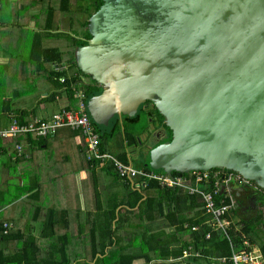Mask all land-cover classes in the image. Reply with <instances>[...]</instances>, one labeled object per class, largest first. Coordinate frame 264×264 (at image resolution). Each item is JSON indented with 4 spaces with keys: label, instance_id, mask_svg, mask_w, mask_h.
Instances as JSON below:
<instances>
[{
    "label": "crops",
    "instance_id": "obj_1",
    "mask_svg": "<svg viewBox=\"0 0 264 264\" xmlns=\"http://www.w3.org/2000/svg\"><path fill=\"white\" fill-rule=\"evenodd\" d=\"M4 7L9 9L5 10ZM81 8L78 4L75 8L71 4L64 9L61 0H0L1 128L6 127L14 118L20 123H27L34 118H49L61 110L80 111V103H84L82 85L89 82L70 59L76 51L75 42L82 40L85 33L83 18L86 11L80 21L79 12H83ZM20 30L25 31V40L27 32H31L29 42H23ZM22 50L24 54L20 53ZM46 50H55L60 54V60H52L56 54H46ZM64 77H75L71 87L76 91L72 97L64 80L61 81ZM74 98H79L78 104H75ZM119 122H122V118ZM94 128L98 134V130H101L109 134V137H116L112 151L104 141V152L116 158L125 153L128 160L125 164L135 168L142 167L139 164L143 161L134 166L130 153L125 150L130 145L121 141L123 130L115 129L113 123L103 129L96 126ZM151 129L153 128L146 126L135 145H131L136 151L140 150L141 154L145 152L144 147L148 146L146 148L150 149L158 141L155 138L153 144L148 143V132ZM16 143L22 145V155L19 158L12 157ZM86 145L84 135L69 127L58 128L53 135L47 137L22 133L14 138L1 139L0 211L5 214L2 217L0 215V221L13 225L15 233L21 231L34 235L37 238L39 257L48 255L50 243L67 240L66 256L70 264H117L122 255L134 258L130 264H169L171 259H162L159 255L161 250L158 249L160 240L177 228L176 224L168 223L166 210L162 213L160 200H163L164 206L165 201H168L167 197L156 187L146 189L149 179L136 177L132 182H126L119 178L113 167L108 166L111 164H91L86 159ZM16 187L22 191L15 193L14 196L19 197L11 200L10 195ZM159 188L192 195L185 188L162 185ZM134 190H141L139 192L143 195L136 204L131 200ZM229 190L234 200L232 209H238L241 217L248 218L255 214H262L264 217V205L248 196L256 188L248 184H234ZM239 194L243 196L239 197ZM196 195V204L187 200L185 205L178 207L188 218L197 217V210H202L201 197ZM150 197L157 198L150 209L154 213H160L153 214L150 211L146 217L142 206L143 209L147 208L144 201ZM42 198H46V205L37 203ZM245 201L248 204H244ZM258 205L263 210L258 209ZM14 206L17 207L12 208ZM37 208H40L39 213H36ZM49 210H55L54 215L58 220L57 232L50 240L40 236L42 223ZM112 210H115L111 226L115 231L113 242L112 237L109 238L108 226L101 223ZM65 216L67 225L63 220ZM185 227H189L188 223L176 232V243L189 237L190 231L184 230ZM196 228L197 225L193 229L190 227L193 231ZM22 240L4 241L0 237V248H5L7 252L15 251L21 247ZM174 244L175 242L170 243L168 248H172ZM251 250L258 252L256 247ZM193 251L196 254L192 256L199 255L198 250ZM234 252L231 247V253ZM217 259L222 261L221 257ZM260 262L264 264L263 257Z\"/></svg>",
    "mask_w": 264,
    "mask_h": 264
},
{
    "label": "water",
    "instance_id": "obj_2",
    "mask_svg": "<svg viewBox=\"0 0 264 264\" xmlns=\"http://www.w3.org/2000/svg\"><path fill=\"white\" fill-rule=\"evenodd\" d=\"M87 30L74 59L102 89L95 123L149 101L171 131L151 169H225L264 191V0H102Z\"/></svg>",
    "mask_w": 264,
    "mask_h": 264
},
{
    "label": "trees",
    "instance_id": "obj_3",
    "mask_svg": "<svg viewBox=\"0 0 264 264\" xmlns=\"http://www.w3.org/2000/svg\"><path fill=\"white\" fill-rule=\"evenodd\" d=\"M61 1L63 2L64 9L66 7L71 6V0H61ZM75 1L77 2L78 5H80V7H82V3L85 2L86 5L89 6V9H87V11L90 9H93V12L96 11L98 7L100 6V4L102 3V0H96V2L92 0H75ZM87 21L88 20H86L84 23L85 33H84L83 39L76 41L75 42L76 46L85 45L87 39L91 37L86 28ZM51 52H54L56 54V57L51 58L52 60H55V59L60 60V54L57 53L55 50L45 51L46 54H49ZM70 60L71 61L73 60V64L76 66L74 57H72ZM74 80H75V77L70 78V79H67L66 77H64V83L68 87L71 97L76 91L74 90V87L73 88L71 87L72 82ZM82 90L84 93L83 100L85 104V109H86V103L88 99L94 95L99 94L102 91L101 88L97 87L96 85H92V84L82 85ZM148 103H151V102L148 101ZM151 105L153 109L155 110V112L160 117L159 122L165 128L164 137H162L155 144H153L152 147H154L163 141L170 140L171 131L163 123V116L159 114L158 110L153 106L152 103ZM140 110L142 113L146 115V117L150 115L149 113H146L144 109L140 108ZM140 117L141 115L138 113V110H137L132 116H122L121 123L119 122V118L116 115H114L111 118L113 120L115 118L113 122L115 129H118L121 131L122 130L121 125L123 126V131L121 132H122L124 141L128 145H135L136 140L139 137V134L146 127L145 125L141 129V131L138 132V130L132 126L140 119ZM90 119L92 123L95 125V122L92 120L91 117ZM98 131H99V134H98L99 147L103 151L105 150L103 147V143L105 139L109 137V134L101 130H98ZM9 142L12 143L11 140H9ZM117 158L123 162H128L125 153H121L117 155ZM144 160L145 161L141 162L139 165L142 166L146 170H152L148 163L149 162L148 153H147L146 159ZM108 166L112 168L111 165H108ZM173 173L177 174L178 172H173ZM152 187H156L157 189L162 191L161 192L162 194H164L167 197L166 199H168V201H165L164 206H162L163 200H160L162 213L163 211L166 210L165 217L168 219V223H174L173 225L175 224L177 225V228L175 229V231H173L169 235H166L164 239H161L159 242V246H158V249L161 250V253L159 254L160 257L165 260L171 259L169 264H231V258H230L232 254L231 247L233 248L235 252H238L243 249H246L247 251H249L253 247H256L259 249V251L262 254V257L264 258V237H263L264 217L262 214H255L254 216L243 218L239 215L238 209L236 210L230 209L227 212H225V214L222 216L224 218H227L230 221L226 229V234H220L209 223L205 222L207 215L205 214L204 209H202L201 211L197 210V217L188 218L186 217L184 212H181V210L178 208L182 205H185L187 200H190L192 204H196V201L198 199V196L196 194L187 196L183 194H178L177 191L172 190V189L159 188L160 185L156 180L149 179L146 189H149ZM203 187L207 191H209V190H212L213 185L209 181L207 183H204ZM139 191L141 190H134L132 191V194H131L132 196L131 200H133L134 201L133 203L135 204L139 200H141L143 196L142 193ZM255 193L256 195H253L254 199L258 201V203L261 202V204L264 205V191L259 188H256ZM35 196L37 197V193L35 194ZM214 197L216 199V202L218 203L219 198H221V194L215 195ZM160 198L162 199V197ZM156 199L157 198L150 197V198H146V200L144 201L145 202L144 204H146L147 208L143 209V206H142V212L145 214L146 217L149 216L150 211L153 214L160 213L159 211L154 213L153 209H150L152 207L154 200ZM39 211H40V208H37L36 213H39ZM54 214H55V210L48 211L47 216L45 217V220L42 223V227L40 230L41 238H48L50 240L57 232L58 220L56 219ZM66 218H67L66 216L65 218L63 217V220L65 224L67 225ZM114 218H115V210H112L111 213H107L105 215V218H103V221L101 222L102 224L105 223V226H108L109 238L112 237L111 242H113L115 238V231L111 227ZM3 222L4 221H0V224H2ZM185 223H188V226H189V227L184 228V230L190 231L189 237L181 241V243H176L178 240L175 237L176 236L175 234L176 232L179 231V229L183 228V225ZM195 225H197L196 230L195 231L191 230L190 227L195 226ZM13 229L14 228L12 225L7 234H0L1 239L4 241L23 239L22 245L19 249L12 251V252H7L5 248H0V264H70V261L68 257L66 256V246L68 243L67 240L60 241V242L58 241L56 244L50 243L49 245L50 251L48 255L46 257H39L38 256L39 247L37 243V238L34 235H32L30 232L23 233L20 231V232L15 233L14 232L15 230ZM105 233H108V231L107 232L105 231ZM206 233H209L208 238H205ZM154 239H156L155 236H154ZM164 241L165 243H163ZM173 242H175L174 246H172V248H168V245ZM245 242H246V245H245ZM187 245H191L193 246V249L198 250L199 255L191 256V257L188 256L187 258L176 260L177 257L181 255L182 249ZM218 257L224 258V260L220 262L217 259ZM133 259H134L133 257L122 255L117 260V264H130Z\"/></svg>",
    "mask_w": 264,
    "mask_h": 264
},
{
    "label": "built area",
    "instance_id": "obj_4",
    "mask_svg": "<svg viewBox=\"0 0 264 264\" xmlns=\"http://www.w3.org/2000/svg\"><path fill=\"white\" fill-rule=\"evenodd\" d=\"M64 78L61 79L63 81ZM69 127L71 129L79 130L86 138V159L91 164L109 163L122 180L128 182L133 181L136 177L154 179L160 185L165 187L185 188L190 194H198L202 200V209H204L206 216L205 222L209 223L215 230L219 232H226L230 223L227 218L222 217L225 212L234 207V200L230 194V188L234 184L246 185L249 181L243 179L239 174L225 169H211V170H193L187 173H172L167 175L163 171L158 173L157 170H146L142 168H135L120 161L115 156L100 150L99 136L96 132L93 123L85 110V104L80 103V111L61 110L52 114L49 118L40 119L34 118L27 123H20L17 119H12L10 123L1 128L0 140L14 138L19 134H32L36 137H47L53 135L58 128ZM22 155V145L16 143L14 145L13 158H19ZM211 182L212 190L207 191L203 185ZM253 185V184H252ZM254 188L255 187L254 185ZM221 194L218 203L215 195ZM228 200V202H227ZM226 201V202H225ZM11 227L10 223L3 222L0 224V234H7ZM193 229V226H192ZM209 237V233H206ZM191 246H187L182 250L180 257L176 260L195 255ZM231 264H260L262 254L246 249L234 252L231 254ZM224 258H222V261ZM262 264V263H261Z\"/></svg>",
    "mask_w": 264,
    "mask_h": 264
},
{
    "label": "rangeland",
    "instance_id": "obj_5",
    "mask_svg": "<svg viewBox=\"0 0 264 264\" xmlns=\"http://www.w3.org/2000/svg\"><path fill=\"white\" fill-rule=\"evenodd\" d=\"M92 1H95L96 2V0H92ZM15 4V3H14ZM19 4V2L17 3V7L19 6L18 5ZM71 4L73 5V7L75 8V5L77 4V2L75 1V0H71ZM53 5V4H52ZM56 6V5H55ZM86 6V7H85ZM4 9L5 10H8L9 8L8 7H4ZM18 11H20V12H22L21 11V9H18V8H16ZM82 10H83V12L82 11H80L79 12V20L80 21H82V16H83V14H85V11H86V14H85V16H84V20L83 21H86V19L89 17V14L88 13H92L93 12V9H90V10H88V13H87V9H89V6H87L86 5V3L85 2H83L82 3V8H81ZM70 16V15H69ZM28 33V36H27V40L29 39L30 40V38H29V36H31V32H27ZM71 35H74L73 33H72V31H70L69 32ZM20 36H22V39L23 38H25L24 36H25V31H23V30H20ZM21 38V37H20ZM27 40H25V39H23V42H25V41H27ZM29 40L27 41V42H29ZM20 53H22V54H24V50H22V51H20ZM83 75V74H82ZM84 76V75H83ZM74 102H75V104H78L79 103V98H74ZM75 108H77V106H74ZM88 111V110H87ZM138 113L141 115V117H140V119L134 124V125H132L135 129H137L138 130V132L139 131H141V129L146 125V126H149V125H151V123L149 122V120L146 118V115L144 114V113H142L141 112V110H140V108H138ZM88 115L90 116V114H89V112H88ZM114 120H115V118H114ZM114 121H113V119H111L109 122H108V124L107 125H109V124H112ZM107 125H103V124H98V123H95V125L94 126H96V128H99V129H103V128H105V127H107ZM121 129L123 130V126H121ZM81 133V132H80ZM121 141L123 142L124 141V139H123V135H122V133H121ZM148 143H152L153 144V140H152V138L151 137H148ZM115 142H116V137H107L106 139H105V143L107 144V146L109 147V149L112 151V147H114V145H115ZM125 150H127V152H129L130 153V158H131V160H132V162H133V164H134V166H138V164L141 162V161H144V159H146V156H147V151L149 150V148L147 149H145L144 151V154L142 153H140L139 151H136L135 150V148L133 147V146H129V147H126L125 148ZM158 173H161V170H158L157 171ZM252 186H254V185H252ZM19 191H22V190H18L17 189V187L14 189V190H12V194L10 195L11 197H10V199L11 200H15L17 197H19V195H16V196H14V194L15 193H17V192H19ZM240 195V194H239ZM238 195V196H239ZM241 196H243V194H241ZM240 197V196H239ZM19 200V198L16 200V202H13V205L14 204H16L17 203V201ZM45 200H46V198H42V200L41 201H38L37 203H39V204H41V205H46L45 204ZM4 204H6V202L4 203ZM244 204H248V202L247 201H245L244 202ZM17 206H14V207H12V208H16ZM258 209H260V210H263L262 208V206L261 205H258ZM4 214H5V212H1L0 211V215H1V217L2 216H4ZM263 233H264V228H263ZM263 237H264V235H263ZM260 239V238H259Z\"/></svg>",
    "mask_w": 264,
    "mask_h": 264
},
{
    "label": "flooded vegetation",
    "instance_id": "obj_6",
    "mask_svg": "<svg viewBox=\"0 0 264 264\" xmlns=\"http://www.w3.org/2000/svg\"><path fill=\"white\" fill-rule=\"evenodd\" d=\"M88 14H89V16H90V13H88ZM86 20H88V18H87ZM83 27H84V29H85V26H83ZM86 28H87V26H86ZM84 78H85V80H87V82H89V83L91 84V81L89 80V78H87V77H84ZM138 108H139V107H138ZM140 108L144 109V111H145L146 113H149V114H150V115L147 116L146 118H147V119L149 120V122L151 123V125H149L148 128H149V127H152L153 129H151V131L148 132V137H151L152 140H153V139L155 140V138H156L157 140H159V139H161L162 137H164V135H165V128H164V127L162 126V124L159 122L160 117H159V115L155 112V110L153 109L151 103L146 102V103H144V104H141V105H140ZM146 147H148V146H146ZM146 147H144V148L146 149ZM249 185L252 186V183H250ZM253 187H254V186H253ZM253 195H256V193L253 192V193L251 194V196L248 195V196L250 197L251 200L254 198ZM239 196L241 197V195H239Z\"/></svg>",
    "mask_w": 264,
    "mask_h": 264
}]
</instances>
